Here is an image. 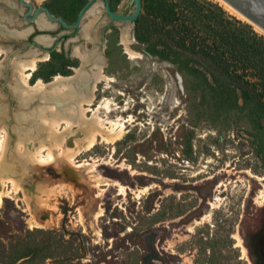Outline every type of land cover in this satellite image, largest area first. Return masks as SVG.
<instances>
[{"label": "rangeland", "instance_id": "obj_1", "mask_svg": "<svg viewBox=\"0 0 264 264\" xmlns=\"http://www.w3.org/2000/svg\"><path fill=\"white\" fill-rule=\"evenodd\" d=\"M28 1L67 23L87 2ZM207 1L264 35L219 0ZM109 4L123 14L133 8L132 0ZM27 10L19 0H0V30L33 24L24 18ZM140 13L136 32L129 23L131 47L141 53L135 58L120 44L126 22L111 20L103 6L97 18L83 19L93 25L90 43L70 41L78 31L55 21L54 29H36L55 38L48 48L35 34L0 38V48L8 50L0 56V127L11 135L3 162L17 164L13 177L21 186L0 203V264H264V127L254 121L264 120L236 103L232 85L199 56L159 53L160 38L143 35L153 16ZM81 43L106 60L107 80L97 84L92 106L103 103L100 113L124 122L125 131L113 144L99 141L81 152L75 164L58 157L46 166L30 164L24 173L16 133H37L40 100L20 104L12 60L34 49L49 52L30 81L60 73L73 75L75 83L81 60L71 49ZM0 175L10 172L0 168ZM54 185L50 196L39 192Z\"/></svg>", "mask_w": 264, "mask_h": 264}, {"label": "bare ground", "instance_id": "obj_2", "mask_svg": "<svg viewBox=\"0 0 264 264\" xmlns=\"http://www.w3.org/2000/svg\"><path fill=\"white\" fill-rule=\"evenodd\" d=\"M19 1L23 6L28 8L24 14V18L28 21H32L33 24L21 25L22 28H15L14 26L7 30L1 29L0 38L5 37L8 39L9 36L26 38L28 35L33 34L36 29L43 31L56 28V21L53 22L54 20L50 19L45 11L39 10L34 14L38 6L33 10V4L30 1ZM36 1L40 2L44 0ZM219 1L233 13L246 18L224 0ZM102 6L103 2L101 0H94L92 2L81 18L82 21H80L77 30L79 34L70 37V41H76L79 37L85 39L86 42L89 41V43L93 41L91 36L93 25L91 21L84 22L83 19L86 20V18L89 17L97 18L101 13ZM32 10L33 12L31 16H29L28 14L31 13ZM93 21H95V19ZM125 22L121 31L120 44L123 45L124 52L130 58L140 57L141 53L131 47L132 41L129 37L130 25L129 22ZM254 25L256 28L262 30L256 24ZM34 34V40L45 48H48L54 43L55 38L49 33L38 31ZM37 50L34 49L29 51L30 53L28 56H16L17 58L12 60L11 63L12 71L16 75L15 91L19 97L20 104L22 106H28L35 98L40 100L36 111L39 117L37 122V133L30 134L29 131L25 132L24 128L17 130L16 133L17 139L14 147L17 152L19 163L24 169V173L27 171V166L30 164L46 166L54 162L58 157L65 158L69 163L75 164V159L81 152L91 149L99 141L113 144L120 140L125 131L124 122L116 121L108 115H102L100 113L103 103H98L95 107L92 106L94 100H96L97 84L107 80V75L104 70L106 60L101 52L82 47V43L80 45H72V55L81 60V67H75L78 77L75 83L73 82V75H63L60 73L54 74L50 81H43L38 77L31 82L32 72L35 71L38 64L37 62L46 60L49 57V52L40 54ZM7 52V49L0 48V56ZM87 64L89 67L84 68V65ZM56 101L61 103V105L58 106L55 104ZM22 119H25L24 115ZM62 124L65 125L63 126ZM3 126L0 127V136H3L0 144V168L4 169L6 172H10V176L0 175V203L4 197L9 196L10 192L14 194L19 192L21 188L19 178L13 177L16 175V167L14 166H17V164L13 165L11 163V166H7L3 162L5 154L11 151V135L9 136V132ZM77 165L83 166L84 164L78 163ZM58 186H41L38 189L42 195L50 196L57 190ZM146 188L147 187H143L140 192L145 191ZM125 190L126 189L122 186L119 193L124 194ZM216 204L217 202L213 206H216Z\"/></svg>", "mask_w": 264, "mask_h": 264}, {"label": "trees", "instance_id": "obj_3", "mask_svg": "<svg viewBox=\"0 0 264 264\" xmlns=\"http://www.w3.org/2000/svg\"><path fill=\"white\" fill-rule=\"evenodd\" d=\"M142 10L153 16L143 35L160 38L159 53L179 49L199 56L232 85L236 103L264 120V35L207 0H142ZM142 17L133 22L135 32Z\"/></svg>", "mask_w": 264, "mask_h": 264}, {"label": "water", "instance_id": "obj_4", "mask_svg": "<svg viewBox=\"0 0 264 264\" xmlns=\"http://www.w3.org/2000/svg\"><path fill=\"white\" fill-rule=\"evenodd\" d=\"M94 0H87V2L79 10L76 19L73 23H67L61 16L53 15L45 6H38L35 10L36 14L39 10L45 11L46 15L56 21L59 26L69 28L71 32L76 33L78 30L81 18L87 8ZM105 13L111 20H118L122 22H134L140 15L142 9V0H132L133 8L129 13L123 14L113 11L110 7L109 0H102ZM230 6L235 8L238 12L244 15L250 22L256 24L264 31V0H224ZM30 7V4H29ZM70 32V33H71Z\"/></svg>", "mask_w": 264, "mask_h": 264}]
</instances>
